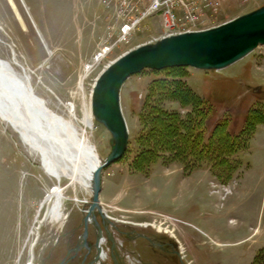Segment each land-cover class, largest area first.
Returning a JSON list of instances; mask_svg holds the SVG:
<instances>
[{"label": "rangeland", "instance_id": "obj_1", "mask_svg": "<svg viewBox=\"0 0 264 264\" xmlns=\"http://www.w3.org/2000/svg\"><path fill=\"white\" fill-rule=\"evenodd\" d=\"M13 2L16 8L0 0V59L29 79L51 111L73 119L80 129L84 102L109 62L169 32L161 19H150L128 43L95 62L111 25L101 0ZM262 6L264 0H226L200 27ZM165 75H184L185 86L200 99L164 93L154 80ZM202 105L207 109L205 141L220 123L242 136L229 148L241 162L230 178L219 176L200 152L192 162L181 143L192 150L193 144L174 139L167 126V111L185 117ZM121 106L129 146L104 169L100 200L116 229L119 221L136 224L132 227L143 235L138 243L143 264H264V46L221 70L145 69L126 81ZM95 122L90 141L105 159L112 135ZM146 146L152 150L137 158ZM55 184L42 158L0 118V264H41L51 244L81 221L92 193L65 175L61 219L43 217L39 224L47 210L42 201Z\"/></svg>", "mask_w": 264, "mask_h": 264}, {"label": "water", "instance_id": "obj_2", "mask_svg": "<svg viewBox=\"0 0 264 264\" xmlns=\"http://www.w3.org/2000/svg\"><path fill=\"white\" fill-rule=\"evenodd\" d=\"M259 46H264V6L215 27L172 34L156 42L138 45L102 70L92 88L91 109L96 121L112 135L111 151L92 172L91 200L82 208L85 235L90 219L96 221L99 230L102 228L98 216L104 221L110 220L102 206L100 192L104 169L120 160L129 146L130 133L121 106V92L126 81L145 69L193 67L221 70L245 58Z\"/></svg>", "mask_w": 264, "mask_h": 264}, {"label": "bare ground", "instance_id": "obj_3", "mask_svg": "<svg viewBox=\"0 0 264 264\" xmlns=\"http://www.w3.org/2000/svg\"><path fill=\"white\" fill-rule=\"evenodd\" d=\"M10 1L15 7L13 0ZM168 35L170 33L165 36ZM80 89H83L82 81ZM34 95L29 79L18 76L10 62L0 59V118L42 158L46 173L56 179V184L42 201V206L47 210L45 215L41 214L38 218L41 224L43 217L57 222L63 215L61 209L65 194L60 185L63 176H69L71 184L80 183L90 189L92 172L103 158L90 141V132L96 125L91 109V94L89 101L84 102L83 116L76 117L81 121V129L73 119L51 111L45 101L36 95L40 99L37 102L38 98ZM74 108L75 104L72 103L71 112Z\"/></svg>", "mask_w": 264, "mask_h": 264}, {"label": "built area", "instance_id": "obj_4", "mask_svg": "<svg viewBox=\"0 0 264 264\" xmlns=\"http://www.w3.org/2000/svg\"><path fill=\"white\" fill-rule=\"evenodd\" d=\"M225 1L101 0L105 10L110 15L111 25H108V33L103 42V48L96 54L95 62L106 60L114 47L128 43L130 37L145 27L146 22L153 18L161 19L164 27L169 29L167 33L170 35L208 29L207 27H200V25L204 21H208L207 16L215 14ZM157 40L159 39L155 38L147 43ZM92 68L93 66L90 70Z\"/></svg>", "mask_w": 264, "mask_h": 264}, {"label": "flooded vegetation", "instance_id": "obj_5", "mask_svg": "<svg viewBox=\"0 0 264 264\" xmlns=\"http://www.w3.org/2000/svg\"><path fill=\"white\" fill-rule=\"evenodd\" d=\"M102 230L96 221L90 219L88 232L84 215L73 224L72 230L63 232L50 246L41 264H143L138 248L143 237L132 222H115L98 217ZM114 231H113V230Z\"/></svg>", "mask_w": 264, "mask_h": 264}, {"label": "trees", "instance_id": "obj_6", "mask_svg": "<svg viewBox=\"0 0 264 264\" xmlns=\"http://www.w3.org/2000/svg\"><path fill=\"white\" fill-rule=\"evenodd\" d=\"M182 67L168 68V69H181ZM154 85L160 86L164 93L172 96L183 95L192 99L193 101L199 100V96L192 90L187 88L185 85L184 75H175L174 77L166 76L161 78H156L154 80ZM196 111L190 113V115L182 116L178 112H166L165 120H168L167 126L170 127L174 135V139L178 137L184 138L193 144L194 148H188L186 144H182L181 152L185 155H189L191 161H195V156L205 155L209 157V160L214 164L215 172L225 178H230L240 167L241 162L238 160L237 152H230L229 148L231 144H235L238 138H241V134L232 135L228 129L225 128V123H220L214 133L211 135L210 141H205V118L207 115V109L204 105L197 107ZM170 117V118H168ZM220 131H223L222 133ZM246 129L243 131L245 132ZM177 141V140H176ZM180 141V140H179ZM183 141V142H184ZM178 142V141H177ZM182 142V141H181ZM199 149L197 150L196 148ZM152 147L146 146L145 149L140 150L137 158L142 157L147 151ZM152 150V149H151ZM194 155V157H193Z\"/></svg>", "mask_w": 264, "mask_h": 264}]
</instances>
